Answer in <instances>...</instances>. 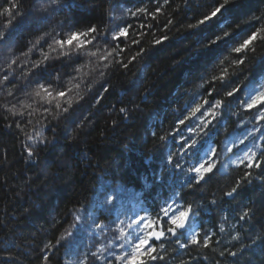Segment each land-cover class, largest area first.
I'll list each match as a JSON object with an SVG mask.
<instances>
[{
	"label": "trees",
	"instance_id": "16d2710c",
	"mask_svg": "<svg viewBox=\"0 0 264 264\" xmlns=\"http://www.w3.org/2000/svg\"><path fill=\"white\" fill-rule=\"evenodd\" d=\"M217 2L223 0H59L49 10L40 11L39 5L50 4V0H22L23 14L0 39L4 51L13 48L20 61H38L42 52H49L47 45L29 52L44 32L55 30L66 35L96 25L106 30L96 40L101 48L109 47L111 32L118 26L128 27L130 36L123 42H113V48L125 51L115 53L109 67L101 69L106 73L104 77L91 72L96 61L85 54L95 46L49 60L34 70L30 75L33 84H51L55 90L61 84L71 88L69 80L73 77V83L80 84L67 97L73 107L58 121L52 120L54 104L48 105L49 113H44L39 98L28 99L24 93L12 98L0 93V264H66L69 260L76 264L85 255L88 264H103L104 258L130 253L126 241L135 243L144 235L143 226L133 224L128 228V224L144 216L155 222L154 230L166 231L168 225L161 209L168 205L175 209L186 203L194 206L188 226L172 235L166 233L161 241H150L157 254L166 259L148 264H264V237L251 244L258 234L264 235V177H257L264 176V170L248 169L239 163L250 148L257 153L264 151V141L259 140L264 135V122L255 119V110L248 113L240 106L264 89V32L247 53L241 54L245 64L240 68L233 64L237 54L230 51L254 30L264 29V0H231L207 23L187 27L196 24ZM157 6L160 13L155 12ZM140 7L148 8L151 15L129 14V10L135 12ZM168 20H173V25L166 26ZM224 31L229 35L209 43ZM164 36L168 39L163 40ZM132 39L142 43L133 45ZM155 39L162 42L155 45ZM140 48L146 50L127 69L112 63H126ZM56 55L50 53L53 58ZM29 67L30 63L18 65L19 85L25 83L22 73ZM76 68H81V73ZM224 69L229 77L223 82L213 80ZM84 72L91 74L85 76ZM105 81L110 90L96 105L95 98ZM233 87L238 91L225 97L224 93ZM17 99L32 105V115L20 103L16 106L25 113L22 118L3 111L11 107L7 101L16 103ZM216 99L224 103L205 135L196 136L189 127L198 130L202 119H211L203 116L210 104H205L184 126L177 124L195 104L205 100L214 103ZM121 106L129 109L127 116L119 112ZM4 115L9 116V122L23 119V130L15 125L4 128ZM85 117L84 127L73 132L74 139L69 142L70 130ZM42 124H46L44 134L50 141L33 144L36 155L28 159L27 136ZM250 128L252 132L261 129L255 133V143L251 140L239 144L245 137L242 133ZM160 136L166 139L161 141ZM181 136L197 140L186 156L180 152ZM233 142L236 146L229 153L227 148ZM213 147L218 149L213 174L189 190L187 184L194 173H189L188 167L206 160ZM173 153L183 170L169 162ZM258 159L264 162V157ZM245 172L252 173L250 183L242 179ZM236 181H240L237 191L224 196ZM109 196L111 200L105 203ZM245 208L252 209V217L240 221ZM77 213L80 218L73 226ZM101 221L105 224L103 231L95 228ZM117 225L124 228L125 236H120ZM66 232L70 234L53 247ZM193 232L207 233L211 245L178 248L176 241L185 242ZM233 236L239 239L232 240ZM97 249L104 251L99 254L101 259L94 261L91 253ZM225 249L238 255L232 257L225 252L221 256ZM45 255L51 260L44 261Z\"/></svg>",
	"mask_w": 264,
	"mask_h": 264
},
{
	"label": "snow or ice",
	"instance_id": "6c2138e0",
	"mask_svg": "<svg viewBox=\"0 0 264 264\" xmlns=\"http://www.w3.org/2000/svg\"><path fill=\"white\" fill-rule=\"evenodd\" d=\"M231 2V0H223V2H217L214 7L210 9L208 13L203 15L202 18H200L196 24H189L188 28H195L199 27L201 24L207 23L211 19H213L215 16H217L221 10L228 5ZM165 3H168V0H165ZM23 3L22 0H2L0 2V39H3L5 37L6 30L9 28V26L13 23V21L21 16L23 14ZM47 4H40L39 10L40 11H46ZM156 13L161 12V8L157 6L155 8ZM129 14L131 16H137L140 14H148L151 15V11L146 7H140L137 8L135 12H132L129 10ZM116 19V18H115ZM258 18L253 17V20H256ZM173 20H168L166 26L173 25ZM106 30H103L100 27H97L96 25H92L88 27L86 30L80 31H72L67 33L66 35H61L59 33H56L55 30L53 32H44L42 35H38L36 38V43L32 45V47L29 49V52H32L37 47L43 48L45 45H47V48L49 52H42V58L40 60H33L31 62L25 60L20 61L19 58L15 55V52L13 51V48L9 47L7 51H4L3 45H0V93H3L6 97H12L16 98L17 93H24L28 99H32L33 97L39 98V100L42 102L43 106V112L49 113L50 108L48 105L54 104V110L55 115L52 116L53 121H58L60 118L63 117V115L73 107V102L71 99H68L67 97L70 96V94L73 92L74 89H79L80 84L79 83H73V80L76 79V77H73L72 80H69V84H72L71 88H65L62 84L60 86H56L59 90H55L53 85L46 84L43 82H37V83H31L30 82V75L36 70L39 66L44 65L47 61L52 59H58L62 56H68L69 54L73 52H83L86 48L95 46V50L87 51L85 54L90 58L94 59L96 61V64L93 65V68L91 69V72H98L101 77H104L106 73L101 70L102 68L109 67V61L110 58L114 57V54L119 52L123 53L125 51L124 48H113L112 44L113 42H123L124 38L130 36V29L128 27L124 26H118L114 31L111 32V43L108 44V48H101L99 47L98 43H96L97 37L103 36L105 34ZM260 32H264V29H258L251 32L246 38L242 40L238 45L233 47L230 51L232 53L237 54V58L233 61V64L236 65L238 68L240 66L245 64V59H241L240 56L243 53H247L250 46H253L254 42L258 40V37L260 35ZM229 35V31H224L220 35H217L213 38V40L209 41V43H215L218 40L226 37ZM163 40L168 39L167 36L162 37ZM162 39H155L153 43L155 45L162 42ZM142 43V40L132 39L133 45H139ZM264 43V41H262ZM146 49L140 48L136 55L131 56L127 59V62L118 61V60H112V63L118 64L120 67L127 69L130 64L134 63L137 58L145 51ZM51 52H55L57 55L55 58L50 56ZM25 56H27V53H24ZM20 63L29 64L30 67L27 72H23V76L25 78V83L23 85H19L16 77V70ZM83 67H87V65H84ZM75 71L77 73H81V68H76ZM91 72H84L83 75L87 76L90 75ZM227 77H229V73L227 69H224L223 72L220 74L219 77H213V80L219 79L220 81H224ZM54 79H59V77H54ZM32 89V91L29 93L28 89ZM110 88L107 86V81H105L104 84L100 86V90L98 91V95L95 98V104L99 105L101 101L104 99L106 93H108ZM238 91L237 87L231 88V90L224 93L225 97H229L234 95ZM77 95L79 93L77 92ZM11 104V107H5L3 111L5 113L11 114L13 117H24L25 113L19 111L16 104L20 103L19 100H16V103H12L11 100L7 101ZM224 103L223 99H216L214 103H211L208 100H205L204 103H197L194 107L191 108L190 112L186 116H184L183 119H179L177 121V124L180 126L185 125V121L189 120L191 117H194L197 113L201 111V109L204 107L205 104H210V107L203 113L204 117H211V119H202L201 120V126L199 129H192L189 127V132L193 133L196 136H202L206 134V129H208L209 125L212 124V122L219 116L220 109ZM66 105V106H65ZM95 106V105H94ZM243 109L251 113L253 110L258 113V115L255 117V119L259 122H264V89H260L256 93H254L252 96L249 97L247 101H244L241 103ZM21 108L29 109L30 111L27 113L28 115H32L34 109L32 108L31 104L26 103H20ZM119 112L121 114H124L127 116L129 109L126 106H121L119 108ZM3 127L4 128H12L13 125H15L16 129L23 130L24 127V120H12L9 122V116L4 115L3 117ZM86 117L81 118L76 124L75 127L72 128L69 132L68 141L71 142L74 139L73 132H76L77 130H80L84 127L86 123ZM30 123V121H29ZM51 123V122H48ZM46 124H42L40 128H37L35 133L33 135H28L27 140L29 141L28 147L25 149L26 156L28 159L33 158L36 155V149L32 147L33 144H36L37 142L43 144L46 141H50V139L45 136L44 129ZM54 131V129H53ZM261 129L257 128L255 129V132H249L247 136H245L242 140L239 141V144L243 145L246 141H248L250 138L255 143L256 140V132H260ZM179 134V132L177 133ZM153 137L156 136V133L153 132L151 134ZM159 139L161 141L165 140L166 138L164 136H160ZM181 146H180V152L182 156H186L188 152L192 149L193 146L196 145L197 140L193 139L192 136L187 137L186 139L181 136ZM260 141H264V135H261L259 137ZM236 146V142H233L232 147H228L227 151L229 153L233 152L234 148ZM259 147L260 145H256ZM209 155L207 159L200 161L198 164L194 166L188 167L187 171L189 173H194V176H191L190 182L187 184V188L189 190L193 189L194 187H197L201 185L204 181H206L214 172V169L216 168L215 164V157L218 155V149L216 147H213L209 150ZM176 154H170L168 157V160L170 163L174 165L176 169L183 170L181 163L178 159H174V156ZM258 157H264V151H261L257 153L255 150L250 148L248 151H246L243 155V159L239 161L240 164H245V166L248 169H261L264 170V162L260 161ZM252 175L251 172H245L242 179L248 180L250 183L251 180L248 178ZM258 178H262L264 176H257ZM236 186L231 187L230 190L224 192V196L230 197L232 196L237 189L240 187V181H236ZM109 200H111V197L109 196L108 199L105 201L107 203ZM211 203H216L215 200H211ZM194 206L192 204L186 203L185 205H179L175 209L172 208L171 205H168L167 207L161 209L163 211L166 222H167V229L165 230H154L155 222L148 220L146 217H138L136 220H134L132 223L128 224L127 227L131 228L133 224H138L140 227L143 226V229L145 230L144 235L140 236L139 239L135 241V243H130L129 241H126L131 247L130 253H125L122 255H115L114 259L112 257L104 258L103 264H148L149 261L156 262V261H164L166 259L165 256L158 255L157 249L152 246V243L150 241H161L165 238L166 233L169 235L175 234L178 229L185 226L187 223L188 218L192 214ZM252 217V209L251 208H245L242 213L239 215L240 221H246L250 220ZM79 213H77L73 217V226H75L76 222L79 219ZM123 224V221L120 222ZM95 228L103 229L105 228V224L103 221L96 223ZM117 228L120 232V236H125L124 228L117 225ZM221 231H223V228H221ZM70 232H66L64 235H61L58 237L55 241V245L53 247H56L60 241L64 240L67 235H69ZM264 237V235L258 234L252 241L251 244H256L257 241L261 240V238ZM239 236H233L232 240H238ZM212 239L207 233H203L202 235L197 232H193L189 239H187L185 242H181L179 240L176 241V244L178 248L180 249H186L189 246H195V247H203L208 248L211 245ZM251 245H245L244 247H250ZM161 247H163V244H161ZM45 248H48V245H45ZM104 249H97L96 252L91 253V257L94 261H99L101 259L100 253L103 252ZM225 252L229 256L236 257L238 253L236 251H228L225 249V251H222L220 253L221 256L225 255ZM44 261H50V256H43ZM88 256L85 255L83 259H77L76 264H88ZM66 264H71V261H67ZM183 264V262H182ZM219 264V262H217Z\"/></svg>",
	"mask_w": 264,
	"mask_h": 264
},
{
	"label": "clouds",
	"instance_id": "9594fccd",
	"mask_svg": "<svg viewBox=\"0 0 264 264\" xmlns=\"http://www.w3.org/2000/svg\"><path fill=\"white\" fill-rule=\"evenodd\" d=\"M57 4H59V0H50V4H47V9H46V11L49 10L50 5H51V6H55V5H57ZM17 58L20 59L19 56H17ZM225 59H227V57H225ZM221 63H223V61H221Z\"/></svg>",
	"mask_w": 264,
	"mask_h": 264
},
{
	"label": "rangeland",
	"instance_id": "374dc122",
	"mask_svg": "<svg viewBox=\"0 0 264 264\" xmlns=\"http://www.w3.org/2000/svg\"><path fill=\"white\" fill-rule=\"evenodd\" d=\"M252 130H253L252 128L248 129L247 132L242 133L243 136H244V135L247 136V135H248V132H252ZM242 134H241V135H242ZM251 140H252V139L250 138L248 141H250V142L252 143ZM246 148H248V147H246ZM238 155H240V154H238ZM238 155H237V156H238Z\"/></svg>",
	"mask_w": 264,
	"mask_h": 264
},
{
	"label": "water",
	"instance_id": "95a60500",
	"mask_svg": "<svg viewBox=\"0 0 264 264\" xmlns=\"http://www.w3.org/2000/svg\"><path fill=\"white\" fill-rule=\"evenodd\" d=\"M190 218H191V215H190V217L188 218L187 223L185 224V226L182 227V228H185V227L188 225V222H189Z\"/></svg>",
	"mask_w": 264,
	"mask_h": 264
}]
</instances>
